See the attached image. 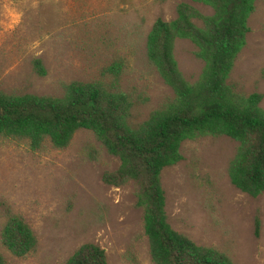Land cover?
<instances>
[{"label": "rangeland", "instance_id": "obj_1", "mask_svg": "<svg viewBox=\"0 0 264 264\" xmlns=\"http://www.w3.org/2000/svg\"><path fill=\"white\" fill-rule=\"evenodd\" d=\"M180 2L0 0V92L60 97L65 84L97 80L110 63L120 61L119 88L131 100L128 121L136 126L172 99L146 59L145 40L155 20L175 18ZM187 4L211 15L207 6ZM246 25L244 46L226 84L241 95L260 94L264 110V0L255 1ZM194 52L189 41L175 40L173 58L188 84L203 70ZM36 60L43 76L32 69ZM236 148L222 136L183 142L180 161L159 176L164 211L170 228L195 245L218 250L232 264H264V193L250 198L229 184L227 167ZM117 166L84 130L63 149L44 144L35 152L24 141L0 138V229L8 214L15 215L37 242L21 259L0 245L6 264H63L85 243L101 248L106 264H152L131 185L101 183V175Z\"/></svg>", "mask_w": 264, "mask_h": 264}, {"label": "trees", "instance_id": "obj_2", "mask_svg": "<svg viewBox=\"0 0 264 264\" xmlns=\"http://www.w3.org/2000/svg\"><path fill=\"white\" fill-rule=\"evenodd\" d=\"M255 1L181 0L173 20L153 22L145 40L146 59L170 89L172 99L140 124H129L132 103L119 88L122 64L113 61L97 80L65 84L60 97L0 92V138L24 141L35 152L44 144L63 149L76 132H90L118 162L116 170L101 175V183L132 187L152 264H232L218 250L197 246L170 228L159 176L180 161L183 142L204 135L222 136L237 144L227 167L229 184L250 198L264 193L261 95H241L226 84L244 46L246 22ZM187 2L209 7L211 15H200ZM177 39L189 41L195 58L203 63L194 84L185 82L177 69L173 58ZM32 69L44 75L39 61L32 63ZM253 229L257 237V217ZM0 245L11 257L21 259L36 250L37 242L19 217L8 214L0 229ZM0 264H6L1 254ZM63 264H106V256L97 245L85 243Z\"/></svg>", "mask_w": 264, "mask_h": 264}]
</instances>
